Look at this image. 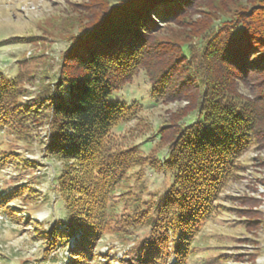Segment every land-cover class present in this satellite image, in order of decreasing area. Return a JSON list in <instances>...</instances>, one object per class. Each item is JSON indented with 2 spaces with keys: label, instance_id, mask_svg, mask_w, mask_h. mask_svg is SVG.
Here are the masks:
<instances>
[{
  "label": "trees",
  "instance_id": "1",
  "mask_svg": "<svg viewBox=\"0 0 264 264\" xmlns=\"http://www.w3.org/2000/svg\"><path fill=\"white\" fill-rule=\"evenodd\" d=\"M160 2L167 0H103L69 33L57 68L52 63L32 69V62L46 56L41 53L19 59L15 77L0 71V136L16 141L0 142V170L21 174L0 191V213L21 225L18 210L30 218L44 200L35 179L30 181L36 161L17 146L38 141L47 129L41 152L61 164L55 184L67 213L59 221L63 227L34 224L52 264L59 262L57 246L70 237L68 264H188L197 237L221 212L226 187L244 170L243 156L264 144V3L252 11H224L192 38L166 44L168 57L158 53L156 59L152 51L159 46L147 43L135 20ZM142 71L153 98L163 104L187 101L157 131L164 152L146 154L143 144L152 140L122 144L114 132L138 118L141 107L110 96ZM146 170L157 182L169 183L159 193L149 192ZM257 221L252 228H260ZM140 231L144 237L126 257L109 263L110 255L98 251L108 235L127 242ZM235 257L218 254L215 260Z\"/></svg>",
  "mask_w": 264,
  "mask_h": 264
},
{
  "label": "rangeland",
  "instance_id": "2",
  "mask_svg": "<svg viewBox=\"0 0 264 264\" xmlns=\"http://www.w3.org/2000/svg\"><path fill=\"white\" fill-rule=\"evenodd\" d=\"M262 1L264 0H167L163 4L158 3L157 10L152 12L150 9L157 3L154 1L148 9L149 14L136 19L135 23L139 25L142 36L148 37V44L159 46V50L152 51L157 59L158 53L168 57L165 53L166 44L192 38L208 21L224 11L246 8L252 11L262 7ZM102 2L103 0H0V71L10 78L15 77L19 71V59L31 58L41 53L46 56L32 62V69L39 71L52 63L57 68L56 64L66 47L65 41L69 33L79 30ZM13 37L23 38L24 41L5 42ZM241 88L250 97L248 88L244 85ZM151 89L148 77L142 71L132 82L110 96L111 101L135 102L140 105L141 114L138 118L114 132L120 135L122 144H140L152 140L151 144H143L146 154L152 150H166L158 141L157 131L187 104L184 99H172L163 104L153 98ZM30 98L31 94L26 97L28 100ZM47 134L48 130L45 129L38 141L35 140L26 147L21 143L17 146H21L18 149L21 154L36 161L33 168L35 173L30 181L35 179V187L44 200H40L39 207L32 211L33 216L30 218L28 212L18 210V214L23 217L21 225L12 224L5 214L0 213V264H52L48 262L49 258L45 259V239L37 236L34 224L39 223L42 228L50 229L53 224L63 221L67 213L55 184L61 164L44 157L41 152L40 142L47 139ZM0 142L7 146L16 141L3 135L0 136ZM242 160L244 170L226 187L220 200L223 205L221 212L206 224L197 237L196 248L188 264H264V144L258 150L252 148ZM155 176L156 174L146 170L148 191L159 193L169 180L161 179L157 182ZM13 179H21V174L10 167L0 170V191L13 183ZM251 197L255 202H250ZM16 204L17 208L23 207L19 202H13V205ZM27 207L25 206L26 209ZM252 210L259 211L261 215L250 213ZM256 221L260 228H252L251 222ZM62 223H59L60 227H63ZM143 237L144 232L140 231L138 238L121 242L113 235H108L99 243L98 251L102 255H110L111 263L112 257H126L133 243ZM73 239L70 237L68 242L57 246L58 264H68L70 253L67 247ZM253 251L257 253V257L251 256ZM225 253L239 257L230 261V258L215 260L218 254ZM52 256L51 254L50 257ZM104 259L100 257L101 261ZM111 264L120 263L115 260Z\"/></svg>",
  "mask_w": 264,
  "mask_h": 264
}]
</instances>
